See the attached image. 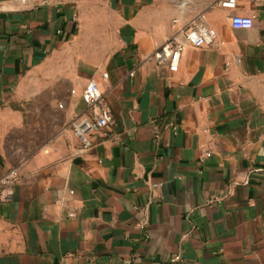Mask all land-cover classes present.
I'll use <instances>...</instances> for the list:
<instances>
[{"label": "crops", "instance_id": "obj_1", "mask_svg": "<svg viewBox=\"0 0 264 264\" xmlns=\"http://www.w3.org/2000/svg\"><path fill=\"white\" fill-rule=\"evenodd\" d=\"M226 1L0 2V264H264V0ZM89 79L114 124L84 151Z\"/></svg>", "mask_w": 264, "mask_h": 264}, {"label": "built area", "instance_id": "obj_2", "mask_svg": "<svg viewBox=\"0 0 264 264\" xmlns=\"http://www.w3.org/2000/svg\"><path fill=\"white\" fill-rule=\"evenodd\" d=\"M223 6L234 7V0H227L223 3ZM231 26L236 30H248L252 28L253 21L249 17L234 16L231 18ZM215 39V31L207 28L197 19L192 20L184 31V41L194 48L212 45ZM184 49V43L170 39L154 52L152 59L157 65L166 66L170 72H176ZM82 99L88 114L74 118L70 123V127L72 133L80 142L81 149L86 151L93 147V136L113 125L114 121L112 113L104 100L103 93L94 79L88 80L82 92ZM16 180V171H11L0 179V203L12 201L13 187L17 182Z\"/></svg>", "mask_w": 264, "mask_h": 264}, {"label": "water", "instance_id": "obj_3", "mask_svg": "<svg viewBox=\"0 0 264 264\" xmlns=\"http://www.w3.org/2000/svg\"><path fill=\"white\" fill-rule=\"evenodd\" d=\"M2 1H8V0H0V2H2Z\"/></svg>", "mask_w": 264, "mask_h": 264}]
</instances>
